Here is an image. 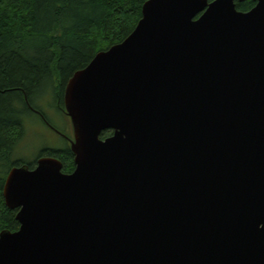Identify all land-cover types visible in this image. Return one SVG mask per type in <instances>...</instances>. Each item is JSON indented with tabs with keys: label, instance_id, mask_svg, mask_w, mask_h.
<instances>
[{
	"label": "water",
	"instance_id": "obj_1",
	"mask_svg": "<svg viewBox=\"0 0 264 264\" xmlns=\"http://www.w3.org/2000/svg\"><path fill=\"white\" fill-rule=\"evenodd\" d=\"M235 1L146 0L72 74L74 169L9 170L0 264H264V0Z\"/></svg>",
	"mask_w": 264,
	"mask_h": 264
},
{
	"label": "trees",
	"instance_id": "obj_2",
	"mask_svg": "<svg viewBox=\"0 0 264 264\" xmlns=\"http://www.w3.org/2000/svg\"><path fill=\"white\" fill-rule=\"evenodd\" d=\"M145 1L0 0V231L19 227L17 209L8 208L2 196L9 170L23 164L32 168L36 162L12 157L24 135V118L36 113L41 121V115L48 120L34 98L47 88L45 93L49 89L54 105L62 112L67 80L96 52L131 33ZM254 4L253 0L235 1L239 11ZM109 134L111 130L101 136ZM41 156L59 159L63 172L74 169L68 143L61 149L44 148L36 159Z\"/></svg>",
	"mask_w": 264,
	"mask_h": 264
},
{
	"label": "rangeland",
	"instance_id": "obj_3",
	"mask_svg": "<svg viewBox=\"0 0 264 264\" xmlns=\"http://www.w3.org/2000/svg\"><path fill=\"white\" fill-rule=\"evenodd\" d=\"M42 88L41 95L34 98L48 120L54 127L43 123L34 113H29L24 118V135L16 144L13 151V159L25 162H34L40 151L44 148H61L65 145L63 136L72 135V126L67 116L61 113L54 105L49 89ZM74 156V155H73Z\"/></svg>",
	"mask_w": 264,
	"mask_h": 264
},
{
	"label": "flooded vegetation",
	"instance_id": "obj_4",
	"mask_svg": "<svg viewBox=\"0 0 264 264\" xmlns=\"http://www.w3.org/2000/svg\"><path fill=\"white\" fill-rule=\"evenodd\" d=\"M65 87V86H64ZM63 91H64V88H63ZM62 102H63V95H62ZM63 112V111H62ZM41 115V114H40ZM41 118H44L43 120V122L45 123V124H47L48 126H51V127H54L52 124H50L49 123V121L43 116V115H41ZM64 137V139H65V141L69 144V147H70V140H72L73 139V134L72 135H68V134H66V136H63ZM57 149H61V148H57ZM73 159H74V157H73Z\"/></svg>",
	"mask_w": 264,
	"mask_h": 264
},
{
	"label": "bare ground",
	"instance_id": "obj_5",
	"mask_svg": "<svg viewBox=\"0 0 264 264\" xmlns=\"http://www.w3.org/2000/svg\"><path fill=\"white\" fill-rule=\"evenodd\" d=\"M41 113V112H40Z\"/></svg>",
	"mask_w": 264,
	"mask_h": 264
}]
</instances>
